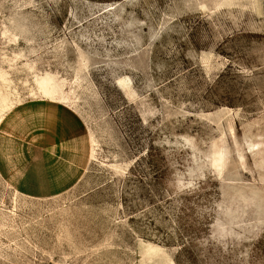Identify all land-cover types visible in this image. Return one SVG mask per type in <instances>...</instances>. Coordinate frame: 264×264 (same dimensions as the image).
I'll list each match as a JSON object with an SVG mask.
<instances>
[{
    "label": "rangeland",
    "instance_id": "obj_1",
    "mask_svg": "<svg viewBox=\"0 0 264 264\" xmlns=\"http://www.w3.org/2000/svg\"><path fill=\"white\" fill-rule=\"evenodd\" d=\"M0 264H264V0H0Z\"/></svg>",
    "mask_w": 264,
    "mask_h": 264
}]
</instances>
